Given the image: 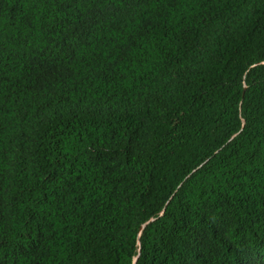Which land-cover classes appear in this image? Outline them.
Segmentation results:
<instances>
[{
  "label": "trees",
  "instance_id": "1",
  "mask_svg": "<svg viewBox=\"0 0 264 264\" xmlns=\"http://www.w3.org/2000/svg\"><path fill=\"white\" fill-rule=\"evenodd\" d=\"M0 264H264V0H0Z\"/></svg>",
  "mask_w": 264,
  "mask_h": 264
},
{
  "label": "water",
  "instance_id": "2",
  "mask_svg": "<svg viewBox=\"0 0 264 264\" xmlns=\"http://www.w3.org/2000/svg\"><path fill=\"white\" fill-rule=\"evenodd\" d=\"M146 226H147V224L142 225L141 230L145 229ZM136 262H137V259H136Z\"/></svg>",
  "mask_w": 264,
  "mask_h": 264
}]
</instances>
